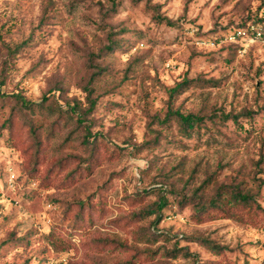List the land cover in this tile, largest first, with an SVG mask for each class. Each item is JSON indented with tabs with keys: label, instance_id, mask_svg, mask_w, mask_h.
<instances>
[{
	"label": "rangeland",
	"instance_id": "1",
	"mask_svg": "<svg viewBox=\"0 0 264 264\" xmlns=\"http://www.w3.org/2000/svg\"><path fill=\"white\" fill-rule=\"evenodd\" d=\"M263 10L2 0L0 264H264V211L211 208L236 190L264 208V38L224 35ZM170 109L203 124L182 135Z\"/></svg>",
	"mask_w": 264,
	"mask_h": 264
},
{
	"label": "trees",
	"instance_id": "2",
	"mask_svg": "<svg viewBox=\"0 0 264 264\" xmlns=\"http://www.w3.org/2000/svg\"><path fill=\"white\" fill-rule=\"evenodd\" d=\"M264 11V10H263ZM153 18L158 22V23H165L166 25L169 26H174L175 22H173L169 17H164L161 14H159L158 12H156L153 15ZM250 24H255L257 26H259L264 35V13L260 16L257 17L256 19H252L247 21L246 23H244L243 25L234 27V28H246L247 26H249ZM232 28V29H234ZM232 29L227 30L225 34L229 33L230 31H232ZM28 43V40H24L22 41L20 44L14 46V47H8V50L11 54L13 53H17L21 48L25 47ZM12 66V65H11ZM5 70H9V67L7 66V61H6V65H4V68L2 69V79H4V72ZM187 81L181 82L179 83L176 87H174L172 90L173 91H177L178 89H180L182 86H184L186 84ZM14 97L16 99V101L18 102V104L20 105L21 108H33L34 106L37 105H41L42 103H35L33 101H29L26 100L20 93H14ZM93 107V105L91 106ZM168 116H173L174 118H176L178 120V122L180 123V132L182 135H185L187 137H191L193 132L195 131L196 127H200L203 123V117L195 115L193 113H183L180 112L178 110L173 111V110H169L168 111ZM232 117V115L230 114H225L222 112V115L220 116V118H222L223 120H228ZM236 118V117H234ZM237 119V118H236ZM235 119V120H236ZM12 123V121H9L8 126H10ZM82 123V122H80ZM30 133H32L33 136H35L36 138V130L32 129L30 131ZM36 144L38 146V151H40L41 147H42V143L41 141H36ZM91 152H92V156H94L99 148H97V146L92 144V148H91ZM86 162V161H85ZM223 195H219L216 197V199H214V205L211 206V208L213 207H218V208H222L223 212L225 213V215H230V216H238V214L236 213L237 210H241V207L243 204L246 205V207L244 209H249L255 205L257 209L264 211V208L261 207V205L256 201L255 197L249 195V194H243L240 191L236 190L233 191L231 193V197L229 199H225L223 200ZM206 210H209L206 209ZM239 217V216H238ZM237 217V218H238Z\"/></svg>",
	"mask_w": 264,
	"mask_h": 264
},
{
	"label": "built area",
	"instance_id": "3",
	"mask_svg": "<svg viewBox=\"0 0 264 264\" xmlns=\"http://www.w3.org/2000/svg\"><path fill=\"white\" fill-rule=\"evenodd\" d=\"M261 28L255 24H250L246 28H237L234 29L233 31L229 32L227 37L232 40L236 41L241 38H245L248 36H253L254 38H264V35L262 31L260 30Z\"/></svg>",
	"mask_w": 264,
	"mask_h": 264
},
{
	"label": "clouds",
	"instance_id": "4",
	"mask_svg": "<svg viewBox=\"0 0 264 264\" xmlns=\"http://www.w3.org/2000/svg\"><path fill=\"white\" fill-rule=\"evenodd\" d=\"M0 2H2V0H0ZM141 167H147V162L146 161L141 162Z\"/></svg>",
	"mask_w": 264,
	"mask_h": 264
}]
</instances>
